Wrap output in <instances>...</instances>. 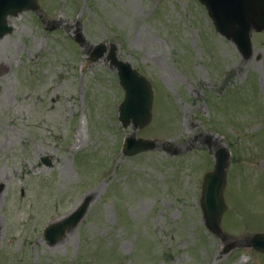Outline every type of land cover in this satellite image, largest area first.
<instances>
[{
	"label": "rangeland",
	"instance_id": "374dc122",
	"mask_svg": "<svg viewBox=\"0 0 264 264\" xmlns=\"http://www.w3.org/2000/svg\"><path fill=\"white\" fill-rule=\"evenodd\" d=\"M0 39V264H264L234 239L264 233V32L245 59L199 0H38ZM49 21V22H50ZM47 27H59L49 31ZM117 43L154 89L138 138L194 147L125 156L115 68L76 42ZM230 152L222 229L200 205L217 148ZM48 158L52 167L46 166ZM85 196L54 246L43 230Z\"/></svg>",
	"mask_w": 264,
	"mask_h": 264
},
{
	"label": "water",
	"instance_id": "95a60500",
	"mask_svg": "<svg viewBox=\"0 0 264 264\" xmlns=\"http://www.w3.org/2000/svg\"><path fill=\"white\" fill-rule=\"evenodd\" d=\"M208 10L210 19L213 20L217 31L227 39H230L238 48L241 55L251 58L253 54L251 33L255 29L264 31V0H200ZM24 11L37 13L43 21L42 10L38 6V0H0V39L13 31L8 25L9 16H17ZM58 27H49L54 30ZM83 34L79 31L76 37L81 46H86ZM91 58L96 61L105 53L113 67L118 70L120 83L125 90V99L119 108V119L124 128L131 124L133 133L125 138L124 153L131 157L144 151L160 148L172 155L182 154L193 148L194 143L187 147H175L171 142L158 143L153 140L137 138L136 131L149 125L152 119L153 88L149 81L131 65L119 58L116 45L108 48L106 45H96L89 48ZM230 152L223 147L215 151L214 169L204 176L201 196V209H203L205 223L213 233L227 242L228 235L221 229V218L226 210L223 191L226 185L227 168L229 166ZM44 163L51 166L49 159ZM92 197L87 196L80 205L68 216L53 223L45 231V239L49 246L57 244L66 234L75 229L86 216ZM235 247H250L264 253V234H256L245 238L234 239L232 245H227L230 251Z\"/></svg>",
	"mask_w": 264,
	"mask_h": 264
}]
</instances>
